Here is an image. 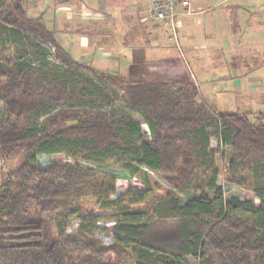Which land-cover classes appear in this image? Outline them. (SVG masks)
<instances>
[{
    "label": "trees",
    "instance_id": "1",
    "mask_svg": "<svg viewBox=\"0 0 264 264\" xmlns=\"http://www.w3.org/2000/svg\"><path fill=\"white\" fill-rule=\"evenodd\" d=\"M11 1L0 0V164L18 163L0 183V264H264V111L254 123L213 112L189 79L131 82L83 66ZM218 154L257 204L224 196ZM112 162L141 189L109 199L97 178ZM94 203L123 218L111 244L66 231Z\"/></svg>",
    "mask_w": 264,
    "mask_h": 264
},
{
    "label": "crops",
    "instance_id": "2",
    "mask_svg": "<svg viewBox=\"0 0 264 264\" xmlns=\"http://www.w3.org/2000/svg\"><path fill=\"white\" fill-rule=\"evenodd\" d=\"M53 3V11L35 16H42L57 41L65 36L72 58L75 56L72 45L85 46L88 41L83 39L91 37L92 44L105 48L96 52L118 61L92 68L128 77L141 76L143 81H166L190 79L192 73L187 70L190 65L197 78L211 77V87L203 86L202 91L216 108L212 111L233 113L232 109L240 104L241 114L250 115L257 106L264 105V0H192L193 8L200 12L178 18L177 38L184 52L182 56L162 22L148 14V0H53ZM50 13L48 20L45 16ZM77 35L80 42L74 40ZM87 56L84 60H89ZM219 56L229 62L227 75L223 74L226 65H221ZM79 62L96 66L93 62L92 65ZM195 76L192 79L199 89L200 81ZM221 92L238 99L224 100Z\"/></svg>",
    "mask_w": 264,
    "mask_h": 264
},
{
    "label": "rangeland",
    "instance_id": "3",
    "mask_svg": "<svg viewBox=\"0 0 264 264\" xmlns=\"http://www.w3.org/2000/svg\"><path fill=\"white\" fill-rule=\"evenodd\" d=\"M14 1H18V3L22 6V8L26 11V13L29 16H35V15L43 14V12H47L48 10L53 11L54 10L53 5H55L53 3V0H14ZM9 2H13V1L9 0ZM51 16H52V14L50 13V14H48V16H45V17L49 20V17H51ZM182 17H184V16H182ZM61 26H58L59 29H61L60 28ZM166 32H169V31L167 30ZM78 35L75 37L76 39H74V40L80 42L81 39H80V36H78ZM60 40L61 41H58L59 44L61 46H63L65 49H69L68 48L69 45L65 44V36L64 35L61 36ZM83 40L85 42L88 41V43H86L85 46H82V44H80V43H77L76 45L75 44L72 45L74 52H75V56L73 55L72 59L75 60L76 62L80 63L79 61L82 60L88 65H92L91 62L96 64V66L92 65L91 67H98V65H101V64L109 65V63H111V64L115 63V62H116L115 64L118 63L116 58H114V59L105 58L103 55H100L101 54L100 52L99 53L96 52L97 49L101 50L104 47L100 44H92L91 43V40H92L91 37H85ZM82 49H84V50H82ZM89 53L92 55L87 56V55H89ZM94 54H95V56H94ZM85 55L89 58V60H84ZM209 56H210V54H209ZM219 58H220V60H222L221 56H219ZM90 60H92V61L89 62ZM80 64L83 66H86L84 63H80ZM218 64H220V62ZM228 64H229L228 61H224V60L221 61V65H223V66L226 65V67L224 68V72H223V74H225V75L228 74V70L227 71L225 70L226 68L229 69ZM187 65H189V63ZM95 69H97V68H95ZM79 70L81 72H83L85 75H87L88 77L95 78L92 75V73H90L89 71L83 70V69H79ZM187 70L192 73V75H190L191 77L189 76V78H190L189 80L193 81V84L195 85V88L197 89V91L199 89H201V92H199L200 90L198 91V95L200 96V99L202 101H204V105L211 108V110L212 109L215 110L216 108H213L212 101L210 100V98L207 95H206L207 96L206 97L205 93H203V91H202L203 86H205L208 89L211 87V83H212L211 77L210 76L207 77L209 81L206 80L205 77L204 78L198 77L199 78L198 79L195 76V72L190 67V65L188 66ZM102 72L113 73L114 71H102ZM209 72H211V71H209ZM193 75L196 77L197 82L200 81L198 84L199 89H198L197 84L192 79V78H194ZM127 78L129 81L132 82V81H134V79L136 81H140L141 80L140 78H142V77L141 76H135V77H132V76L128 77L127 76ZM103 84L106 88L120 93L119 89H117L115 86H113L109 83H103ZM216 89H218V87H216ZM216 89H215V91H216ZM220 95H221V98H223L224 100L229 99V97H233L232 98L233 100L238 99L236 97V95L232 94L229 96L226 92H221ZM215 99L218 100V99H220V97H218V98L216 97ZM123 106H124L123 100L121 98L116 99V101L114 103V107L120 108ZM254 106H257V105L254 104ZM257 108H258L257 110L256 109H254V110L264 111V105L257 106ZM2 110H3V105L0 104V112ZM214 110H213V112H215ZM219 110H221V109H219ZM232 111L241 113V111H243V110L240 107V104H238V108H234V109H232ZM256 111H255V113H252V112L249 113L250 115L245 114L249 118V120L251 122H254V123H256V114H257ZM136 118L141 123V128H142L143 132L148 133L147 126L144 124L142 118L138 117V116H136ZM210 148L212 150H215L217 148V143L214 139L210 140ZM220 157H221L220 154H218L217 155L218 167L220 169L218 184L222 187V189L224 191V196L225 197L236 196V197H238L240 199H244V200L250 199L255 204H257L258 200L253 196V194L250 191L246 190L245 188H241V187H237L235 185H232L228 182L227 173L225 171L226 165H225L224 160L221 159ZM39 160L42 164H46L47 162L50 161V159L47 156H42V157H40ZM67 161L68 160L66 158H63V157H58L55 159V162H59V163H65ZM17 163L18 162L15 159V160L9 161L5 164L4 163L0 164V183L5 177H7L14 170V168L17 166ZM118 169H119V165H117V163H115V162H112V163H110V165H108L105 169H103L100 172L101 175H100V177L97 178V182L100 184H103L104 188H106L105 192L108 194L107 197L109 199L119 197L121 194L126 192L127 188L131 187V188L141 189V187H142L139 176L131 177V178H124V177H117L116 178V174L114 175V172ZM151 175H152L153 183H156L157 186H159L161 192L172 190L164 180H162L161 178H159L158 176H156L154 174H151ZM84 206L87 210L86 211L87 213L84 214V220L80 221V220L76 219V217H72L71 222L66 227V231L70 234L79 235V229L82 228L81 229L82 235L93 234L103 244H105V245L111 244L112 243V226L117 221H121L123 218L120 217L119 215H116V211H113L110 208H103L96 203L89 204L88 206L87 205H84ZM140 209L144 210L143 208H140ZM140 219L142 221H150V220H153L154 217L151 214V212H149V213H142ZM102 228H104V231H102Z\"/></svg>",
    "mask_w": 264,
    "mask_h": 264
},
{
    "label": "built area",
    "instance_id": "4",
    "mask_svg": "<svg viewBox=\"0 0 264 264\" xmlns=\"http://www.w3.org/2000/svg\"><path fill=\"white\" fill-rule=\"evenodd\" d=\"M147 12L167 28L171 42L182 56L177 38L178 18L191 17L200 12L193 8L192 0H148Z\"/></svg>",
    "mask_w": 264,
    "mask_h": 264
}]
</instances>
